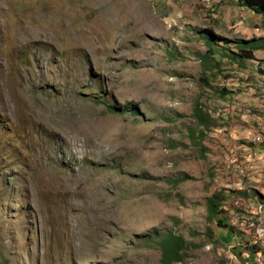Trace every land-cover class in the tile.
<instances>
[{
    "label": "rangeland",
    "instance_id": "obj_1",
    "mask_svg": "<svg viewBox=\"0 0 264 264\" xmlns=\"http://www.w3.org/2000/svg\"><path fill=\"white\" fill-rule=\"evenodd\" d=\"M0 264H264V14L0 0Z\"/></svg>",
    "mask_w": 264,
    "mask_h": 264
},
{
    "label": "trees",
    "instance_id": "obj_2",
    "mask_svg": "<svg viewBox=\"0 0 264 264\" xmlns=\"http://www.w3.org/2000/svg\"><path fill=\"white\" fill-rule=\"evenodd\" d=\"M241 4L242 7L249 9L255 13L258 14H264V0H238ZM205 37H211L208 35V33L204 34ZM256 42L258 43L259 40H253L249 42L251 49L250 52L254 51V47L256 46ZM252 55V54H251ZM247 58H250L252 56L247 55ZM201 110H197L196 112V117L199 119L201 123H203L202 118H201ZM209 208H210V214H214L218 210V203L216 200L213 198L209 202ZM185 243V239L183 236H176L174 233H169L162 241L161 247L164 252V257L167 261H170L171 259L174 260H180V250L182 246ZM169 256L170 259L167 257Z\"/></svg>",
    "mask_w": 264,
    "mask_h": 264
}]
</instances>
